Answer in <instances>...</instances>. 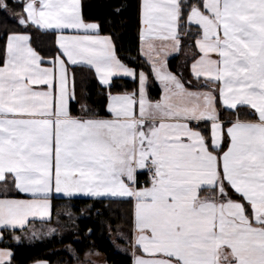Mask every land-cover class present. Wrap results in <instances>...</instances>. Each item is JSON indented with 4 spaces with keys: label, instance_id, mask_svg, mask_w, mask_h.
I'll return each instance as SVG.
<instances>
[{
    "label": "snow or ice",
    "instance_id": "1",
    "mask_svg": "<svg viewBox=\"0 0 264 264\" xmlns=\"http://www.w3.org/2000/svg\"><path fill=\"white\" fill-rule=\"evenodd\" d=\"M185 5L184 24L199 36L190 71L205 91L167 66ZM141 9V40L162 89L154 101L146 74L127 67L99 25L85 22L80 0H23L19 25L57 33L58 52L45 59L29 34L7 36L0 181L10 174L30 198H0V228L49 217L53 192L130 198L133 264H264V0H142ZM154 41L165 43L157 49ZM69 66L94 69L109 86L106 118L71 114ZM137 75L138 92L112 94L113 77ZM218 105L236 115L230 126ZM240 109L253 118L241 119ZM12 256L0 249V264Z\"/></svg>",
    "mask_w": 264,
    "mask_h": 264
},
{
    "label": "trees",
    "instance_id": "2",
    "mask_svg": "<svg viewBox=\"0 0 264 264\" xmlns=\"http://www.w3.org/2000/svg\"><path fill=\"white\" fill-rule=\"evenodd\" d=\"M7 10L0 9V62L3 60V51L10 33H27L31 37L33 48L45 59L53 58L58 52L56 34L29 26L24 28L17 22L23 13V0H4ZM188 4L199 5L201 0H187ZM141 0H82V16L86 22L99 25V33L111 36L118 57L132 67L137 74L143 71L148 77V92L153 100L159 99L161 89L154 74L140 52L141 38ZM180 27L181 51L180 54L168 61L169 70L177 76L191 80L189 73V51L193 50L194 39L198 32L193 26L184 24L187 16V5L183 9ZM74 76L76 100L70 104L73 116H88L97 114L107 117L109 88L102 86L95 73L86 67H71ZM138 75L134 80L115 79L110 91L112 94L124 92H138ZM84 109H87L85 111ZM222 121L235 120L236 115L218 105ZM245 109H240L241 119H252L245 115ZM208 134V129H205ZM142 177V176H141ZM210 194L202 191L201 195ZM66 208L71 217L65 216L63 225L70 229L65 236L36 239L33 242L13 243L10 234H5L3 244L13 252V264H33L38 261H47L49 264H77L84 260L88 252L100 253L106 258L107 264H132L131 256L118 252L115 249L114 237L120 244L127 243L132 237L133 201L131 199H56L55 211ZM54 219V217H53ZM48 222L53 224L54 220ZM79 240V241H75ZM71 246L74 254L63 249Z\"/></svg>",
    "mask_w": 264,
    "mask_h": 264
},
{
    "label": "crops",
    "instance_id": "3",
    "mask_svg": "<svg viewBox=\"0 0 264 264\" xmlns=\"http://www.w3.org/2000/svg\"><path fill=\"white\" fill-rule=\"evenodd\" d=\"M182 3H183V0H182ZM141 5H142V0H141ZM141 12H142V9L140 10V18H141ZM82 13V12H81ZM86 22V21H85ZM87 23H93V22H87ZM97 24V23H96ZM193 27H194V29L198 32V29H197V27L196 26H194V25H192ZM142 22H141V30H142ZM45 31H48V32H53V33H55L54 31H52V30H45ZM56 34V41H57V33H55ZM67 34V33H66ZM100 34V33H99ZM101 36H107V37H110L111 38V41H112V43L114 44V41H113V39H112V37L111 36H108V35H102V34H100ZM178 37H179V40H180V28L178 29ZM199 38V36H197L195 39H194V46H193V50H191V52L189 51V53H188V55H189V60H191L190 61V63H189V73H190V76H191V80H189V81H191L192 83L191 84H187L186 83V86L187 87H190L192 90H200V91H205V90H208V89H206L204 86H203V84H202V82H197L194 78H193V76H192V74H191V71H190V66H191V63L194 61V59H197L198 57H199V55H200V53L198 52V49H197V47H196V45H195V40L196 39H198ZM30 43H31V39H30ZM165 42H162V41H154V44H155V46L157 47V49H159L160 47H162V45L164 44ZM167 43H171V42H167ZM56 44H57V42H56ZM142 44H143V50H142ZM31 46H32V44H31ZM58 46V45H57ZM114 46H115V44H114ZM33 47V46H32ZM115 51H116V49H115ZM147 51H148V49H147V46H146V42H142V40H141V38H140V52H141V55H142V57L146 60V62L149 64V65H151L150 64V62H149V60H148V57H147V55H146V53H147ZM180 51H181V40H180V45H179V49L178 50H174V49H172V48H169V49H167V52H166V60H167V66H168V61L171 59V58H173V57H175V56H177V55H179L180 54ZM117 54V53H116ZM118 56V55H117ZM119 58V57H118ZM120 59V58H119ZM121 60V59H120ZM126 65V64H125ZM45 66H47V65H45ZM127 67H129V68H132V67H130V66H128V65H126ZM71 67H77V66H69V76H70V80H71V78L73 77V74H72V72H71ZM79 67H81V66H79ZM86 68H88V67H86ZM90 69V68H89ZM133 69V68H132ZM94 73H95V71H94V69H91ZM168 70H169V67H168ZM170 71V70H169ZM95 76H96V78H97V80H98V82L101 84V82L99 81V78L97 77V75L95 74ZM179 77V76H178ZM181 78V77H180ZM115 79H129V80H134V78H132V77H126V76H116V77H113L112 78V81L113 80H115ZM182 80H184L185 82H187L185 79H183V78H181ZM158 82V81H157ZM112 83V82H111ZM158 84H159V82H158ZM102 86H104V87H107V88H109V86H105V85H103V84H101ZM159 86H160V84H159ZM160 89H161V86H160ZM74 92H75V85H74ZM146 92H147V96H148V98L149 99H151L150 98V96H149V92H148V79H147V84H146ZM161 94H162V89H161ZM161 96V95H160ZM76 97H77V95H76V93H75V97L73 98V99H70L69 100V110H70V104H71V102L72 101H75L76 100ZM160 98V97H159ZM151 100H153V99H151ZM154 101V100H153ZM108 104V103H107ZM225 109V108H224ZM106 118V117H105ZM222 122H224V124H225V126L227 127V126H230V124H227V122L226 121H222ZM142 176V177H141ZM146 179V176L145 175H140L139 176V180H140V182H141V184H143V182H144V180ZM203 191V190H202ZM5 194L7 195V197L8 198H16V199H27V198H30L27 194H23V193H19L15 188H14V180H13V177L9 174V175H7L6 176V178H5V180H3V181H0V198H4V196H5ZM211 194V193H210ZM210 194H208V195H210ZM74 198H82V199H119V200H124V199H130V198H113V197H92V196H89V195H85V194H82V193H77V194H74V195H72V196H67V195H65V194H63V193H55V192H53L52 194H51V209H50V216L49 217H47V218H44V219H40V218H34V219H30V222H29V224H27L23 229H21V228H19V227H17V228H15V229H13V228H0V234H2L3 235V239L2 240H0V249H4V248H7V249H9V250H11V248H9L7 245H3V244H5L6 242L4 241V243H3V240H4V237H5V234L7 235V234H10L11 236H12V240H13V243H16V242H20L21 241V239L19 240V241H17L14 237H20L21 238V236L24 234V233H27V232H30L31 230H32V232L34 231V229H33V226H35V225H39V224H45V223H47L48 224V222H50L52 219H53V217H54V211H55V200L56 199H74ZM133 211H134V201H133ZM114 245H115V249L116 250H120V252L121 253H123V254H127V255H129V256H131V258H132V264H133V259H134V257H133V252H136L137 254H139V249L138 248H134L133 247V245H134V233H133V230H132V237H131V240L129 241V242H127V243H124V244H122V245H117V244H115V242H114ZM12 251V250H11ZM229 250H225V253L227 254V252H228ZM13 253V252H12ZM99 255H102V254H100L99 253ZM103 256V255H102ZM103 257H105V256H103ZM12 258H13V256H12ZM231 258L230 257H228V260H230ZM105 263H107V262H105ZM11 264H13V261H12V259H11ZM33 264H49L47 261H38V262H35V263H33ZM225 264H227V260L225 261Z\"/></svg>",
    "mask_w": 264,
    "mask_h": 264
},
{
    "label": "rangeland",
    "instance_id": "4",
    "mask_svg": "<svg viewBox=\"0 0 264 264\" xmlns=\"http://www.w3.org/2000/svg\"><path fill=\"white\" fill-rule=\"evenodd\" d=\"M80 4L82 9V0H80ZM65 216H68L72 221L75 220L71 217L72 215L69 213L68 210H66V208H62L60 211L56 212V215H54L53 224L45 223V224L35 225L33 226L34 229L33 232L31 230L30 232L24 233L20 239L25 242H33L36 239L53 237L55 234L58 235L59 237L65 236L67 232H70V229L66 228V225H63L64 220L62 219ZM34 232H35V236L32 235ZM29 237L32 238L29 239ZM75 241H79V240H75ZM114 242L117 245H122L120 244L119 241L117 242L116 236L114 237ZM63 249L69 251V253L71 254H74V250L70 245L64 247ZM117 251L120 252L119 249ZM105 262H106V258L103 257L102 255H99V253L88 252L84 257V260L80 263L78 262L77 264H107Z\"/></svg>",
    "mask_w": 264,
    "mask_h": 264
}]
</instances>
